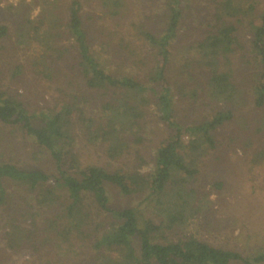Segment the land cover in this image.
<instances>
[{
	"label": "trees",
	"instance_id": "obj_1",
	"mask_svg": "<svg viewBox=\"0 0 264 264\" xmlns=\"http://www.w3.org/2000/svg\"><path fill=\"white\" fill-rule=\"evenodd\" d=\"M262 1L260 7L259 0H215L205 31L188 40L181 34L187 31L183 26L190 17L191 0H162L160 26L132 23V34L156 54L152 70L143 78L120 71V64L112 66L120 52L125 56L121 65L127 64L126 53L135 52L131 40L120 39V52H110L114 44L106 38L92 43L79 0L68 3L65 20L53 6L46 11L39 4L38 16L25 17L16 33L21 39L27 34L39 44L41 53L31 60L33 72L52 83L56 94L36 110L0 84V122L30 137L37 148L34 154L48 155L54 171L16 164L0 155V207L7 202L6 185H17L34 209L29 214L41 216L45 232L67 243L77 238L83 244L76 253L83 251L81 258L70 264H264V248L243 255L183 230L205 217L211 207L208 193L195 185L196 163L216 148V132L233 120V107L243 100L232 57L242 46L236 23L244 18L258 67L251 88L252 107L255 112L264 110ZM103 2L110 15L122 14L123 0ZM7 31L0 24V38ZM179 47L188 56L174 71L173 53ZM21 72L16 66L12 75ZM183 74L178 81L176 77ZM177 95L208 98L216 110L201 120L181 122L175 108ZM149 107L170 133L154 147L149 170H140L135 165L146 160L142 120ZM80 135L84 146L97 152L95 158L87 157L89 161L77 150ZM247 138L245 146L252 144ZM262 158L264 147L253 153V161ZM213 185L222 187L220 181ZM110 192L123 200L140 199L111 207ZM4 235L18 238L10 230Z\"/></svg>",
	"mask_w": 264,
	"mask_h": 264
},
{
	"label": "rangeland",
	"instance_id": "obj_2",
	"mask_svg": "<svg viewBox=\"0 0 264 264\" xmlns=\"http://www.w3.org/2000/svg\"><path fill=\"white\" fill-rule=\"evenodd\" d=\"M70 1L49 0V3L45 0H0V24L8 28L7 36L0 38V84L9 93L27 101L29 106L36 110L47 101H52L56 94L55 86L33 72L31 60L41 53L39 44L29 39L27 34L24 35V39L19 38L16 32L25 17L38 16L41 8L39 4L44 5L46 11L53 6L54 11L65 20ZM79 1L83 24L93 40L92 43L96 44L106 38L114 44L108 49L112 52L114 49L121 50L118 43L121 38L124 41L131 40L135 52L126 53L129 58L127 64L121 65L125 56L118 51L120 55L114 59L112 66L120 64L118 66L120 71L136 74L140 78L145 77L155 64L156 54L153 48L132 34L135 31L132 23L160 26L162 0H123L120 16L110 15L109 6L105 5L103 0ZM190 4V17L183 26L187 31L181 34L182 38L188 40L195 34L205 31L206 24L210 22L216 8L215 0H191ZM262 5L263 1L259 0V6ZM236 25L238 26L236 34L242 46L236 50L232 60L235 63L236 83L238 82L242 89L243 100L240 99V103L236 102L234 105L233 120L216 132L218 140L216 148L207 150L196 163L198 173L195 185L200 192L208 193L211 207L205 217L200 216L183 230H188L215 246L251 255L257 249L264 248V158L253 161L254 151L264 147V110L255 112L251 102V88L258 67L253 60V53L250 52L251 33L248 20L241 19ZM185 56L188 54L186 55L184 49L180 48L176 53L174 51L172 59L174 71L180 69ZM16 66L21 67L22 72L13 76L12 72ZM183 76L184 74L178 75L176 79L181 81ZM177 97L175 108L181 122L201 120L216 110V105L208 102V98L206 101L202 98L195 100L188 95ZM152 110L151 107L146 109L142 120L144 129L142 146L146 160L138 163V166L133 164L140 170H149L154 147L170 133V129L158 120ZM250 112L253 114H249ZM242 126L247 129L243 130ZM235 136L239 139H235ZM183 138L185 141L188 140L186 134ZM245 138L252 144L245 146ZM83 140L80 135L77 139V145L80 144L77 150L84 154V160L89 161L87 157L95 158L97 152L95 153L90 145L84 146ZM35 149L37 148L32 139L16 126L0 122V155L4 159L20 165L33 164L52 173L53 160L41 152L34 154ZM187 165L191 167L189 161ZM215 181L221 182L220 189L213 185ZM17 188V185H6L7 202L0 207V264H70L77 257L81 258L83 251L79 253L80 256L76 253L81 250L79 246L83 244L77 238L67 243L56 238L52 232H45L41 216L33 218L29 214L34 212V209L29 207L27 194L20 195ZM139 199L134 197L123 200L115 192H110L109 205L120 207L135 204ZM144 214L147 215L148 210H144ZM8 230L16 232L19 239L10 240L8 235H4ZM57 252L60 255H57Z\"/></svg>",
	"mask_w": 264,
	"mask_h": 264
}]
</instances>
